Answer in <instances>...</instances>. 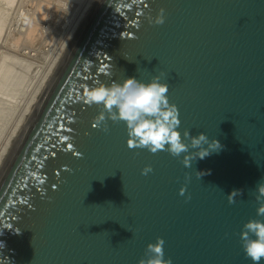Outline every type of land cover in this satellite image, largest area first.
I'll return each instance as SVG.
<instances>
[{"label": "water", "instance_id": "95a60500", "mask_svg": "<svg viewBox=\"0 0 264 264\" xmlns=\"http://www.w3.org/2000/svg\"><path fill=\"white\" fill-rule=\"evenodd\" d=\"M155 76L181 134L221 145L191 168L130 149L124 122L93 127L102 106L83 102L85 86ZM261 182L264 0H95L0 167V264H138L157 237L172 264H253L241 233L264 221Z\"/></svg>", "mask_w": 264, "mask_h": 264}, {"label": "clouds", "instance_id": "9594fccd", "mask_svg": "<svg viewBox=\"0 0 264 264\" xmlns=\"http://www.w3.org/2000/svg\"><path fill=\"white\" fill-rule=\"evenodd\" d=\"M146 19L149 24L163 25L166 20L165 9L160 8L155 17L148 14ZM168 92L169 85L161 83L160 76L153 77L148 83L129 77L122 83L113 81L107 85L98 82L93 87L85 86L82 99L89 106H102L99 114L94 117L93 127L103 126L102 130L107 133L109 120L113 124L124 122L129 137L127 146L130 149H147L152 154L167 151L174 158H180L184 154L181 163L185 168H191L193 161L205 159L218 151L221 145L218 140L210 141L204 132L193 136L189 130H184L181 134L178 130L181 124L180 112L175 104L170 103ZM71 147L72 145H69V148ZM190 148L196 151L189 152ZM65 170L70 169L65 166ZM152 171V166L147 165L141 174L147 176ZM205 174L207 173L196 172L199 179ZM185 179L190 180V177L186 176ZM186 191V186L181 187L180 195L184 196ZM256 192L255 199L259 205L257 215L264 217V182L256 185ZM242 195V189H233L227 195L228 202L234 204L236 197ZM187 199L191 197L188 196ZM241 240L246 257L253 261V264H260L264 259V221L246 222ZM164 244L165 241L161 237H157L155 243H149L145 252L147 258H141L138 264H172L171 259H164Z\"/></svg>", "mask_w": 264, "mask_h": 264}, {"label": "rangeland", "instance_id": "374dc122", "mask_svg": "<svg viewBox=\"0 0 264 264\" xmlns=\"http://www.w3.org/2000/svg\"><path fill=\"white\" fill-rule=\"evenodd\" d=\"M86 2L0 0V151ZM42 5L33 37L27 35Z\"/></svg>", "mask_w": 264, "mask_h": 264}, {"label": "bare ground", "instance_id": "6f19581e", "mask_svg": "<svg viewBox=\"0 0 264 264\" xmlns=\"http://www.w3.org/2000/svg\"><path fill=\"white\" fill-rule=\"evenodd\" d=\"M94 2H95V0H87L85 6L83 7V9L80 12V15L78 16L76 22L74 23L70 32L68 33L65 41L63 42L62 46L60 47V49L58 50V52L54 56L53 60L51 61L44 77L42 78L41 82L37 86V88H36L33 96L31 97L29 103L27 104L24 111L22 112V114L18 118L17 122L13 126V128H12V130H11L7 140H6V143L4 144L3 148L0 151V167L3 164L6 156L8 155L11 147L13 146V144H14L17 136L19 135L22 127L24 126V124H25L30 112L32 111L39 95L41 94L46 82L48 81L49 77L51 76L52 72L54 71L55 67L57 66L58 62L60 61L61 57L63 56L64 52L66 51L67 47L69 46L70 42L72 41L74 35L76 34L77 30L79 29L80 25L82 24L83 20L85 19L87 13L89 12V10L92 7ZM43 9H44L43 5H42V7L35 9L36 12H35V15L33 18L36 21L33 20L31 22V25H30L29 30L27 32V35H30V34L32 35L35 32L34 30L36 28L34 29V26L36 25L37 20L40 19V17L43 15V11H44ZM32 37H33V35H32Z\"/></svg>", "mask_w": 264, "mask_h": 264}]
</instances>
